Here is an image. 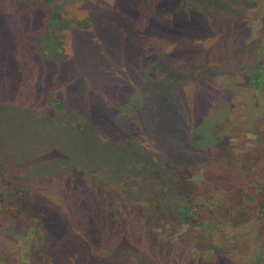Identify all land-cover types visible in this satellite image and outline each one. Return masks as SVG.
<instances>
[{
  "label": "trees",
  "instance_id": "obj_1",
  "mask_svg": "<svg viewBox=\"0 0 264 264\" xmlns=\"http://www.w3.org/2000/svg\"><path fill=\"white\" fill-rule=\"evenodd\" d=\"M223 74L264 93V0H0L1 155L36 160L50 183L33 197V264H230L242 242L160 230L202 215L195 197L210 188L224 198L212 218L264 230V113L232 151Z\"/></svg>",
  "mask_w": 264,
  "mask_h": 264
},
{
  "label": "rangeland",
  "instance_id": "obj_2",
  "mask_svg": "<svg viewBox=\"0 0 264 264\" xmlns=\"http://www.w3.org/2000/svg\"><path fill=\"white\" fill-rule=\"evenodd\" d=\"M51 1L55 4L60 0ZM70 11L76 10L71 8ZM262 12L261 5L252 7L248 12L253 38L259 35ZM217 81L227 86L233 94L235 105L230 120L226 124L225 135L229 137L233 146L232 151L237 154L248 144L247 129L264 113V93L244 84L240 76L218 75ZM24 101L29 102V97L20 95L12 103L11 110L17 116L18 112L27 109ZM15 102L23 105L17 112L13 106ZM31 111L34 114L35 111ZM106 111L110 112L108 109ZM4 141L5 138H0V264H33L32 257L35 253L32 248L34 245L39 248L38 241H34L37 236L36 226L43 215L33 208V197L35 195L40 197L42 189L45 190L50 183H45L36 171H31L32 167L35 169L36 160L27 167L18 164L11 166V160L8 163L1 155L3 148L1 144ZM201 180L202 172L190 178V181L196 185H199ZM51 187L54 188V183ZM194 203L206 207L201 210H204L203 214L187 221H183L178 215L177 218H172L160 228L165 239L182 241L181 237L184 235L182 238L191 240V237L195 235L194 231L205 228L211 233L216 245L230 247L235 241L245 244L229 258L230 264H264V230H260V221L250 217L244 223L234 225L223 218H212L207 208L224 204L223 192L212 188L206 191L205 196H196ZM190 254L196 260L208 261L214 257L211 249L202 250L196 246H192Z\"/></svg>",
  "mask_w": 264,
  "mask_h": 264
}]
</instances>
